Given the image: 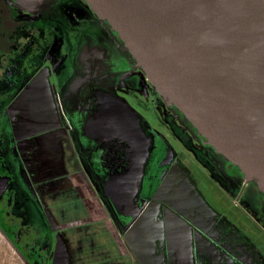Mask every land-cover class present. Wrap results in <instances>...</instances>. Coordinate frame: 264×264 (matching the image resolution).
Wrapping results in <instances>:
<instances>
[{
    "label": "flooded vegetation",
    "instance_id": "flooded-vegetation-1",
    "mask_svg": "<svg viewBox=\"0 0 264 264\" xmlns=\"http://www.w3.org/2000/svg\"><path fill=\"white\" fill-rule=\"evenodd\" d=\"M143 97L154 105L162 127L187 143L184 147L190 154L201 158L210 147L224 158L229 168L225 174L238 178L244 187L253 186L243 195L247 194L264 220V192L208 144L179 108L167 103L118 32L86 0H0V179L5 182L0 226L29 264L52 263L60 231L50 219L35 180V173L45 175L47 171L39 169L51 164L53 141L61 149L65 144L91 194L99 198L121 237L135 244L143 261L191 264L195 259L202 264H225L224 225L214 228L199 222L194 228L187 217L191 211L187 175L185 179L173 174L159 177L162 151L156 142L169 146L140 117L136 106L143 103ZM134 110L140 117L139 128L113 125V115L99 114ZM127 128L136 134L126 133ZM141 133L150 141L142 164L138 162ZM135 161L140 170L139 174L134 170L133 186L125 176ZM221 166L222 161L213 163L214 168ZM164 180L173 183L164 184ZM106 181L109 196L104 193ZM147 192L152 199L173 203L176 193L182 202L179 211H171L173 223L167 220L168 209L160 210L162 219L151 223L148 243L140 247L127 233L140 211L134 218L131 215L150 202L143 197ZM241 255L237 258L246 260Z\"/></svg>",
    "mask_w": 264,
    "mask_h": 264
},
{
    "label": "water",
    "instance_id": "water-1",
    "mask_svg": "<svg viewBox=\"0 0 264 264\" xmlns=\"http://www.w3.org/2000/svg\"><path fill=\"white\" fill-rule=\"evenodd\" d=\"M86 1L148 76L129 44L145 60L167 103L264 192V0ZM115 113L99 112L113 115V125L141 126L137 112ZM140 139L138 160L150 145L143 133ZM132 166L125 178L134 186L140 169L137 161ZM103 186L109 196L108 182Z\"/></svg>",
    "mask_w": 264,
    "mask_h": 264
},
{
    "label": "rangeland",
    "instance_id": "rangeland-1",
    "mask_svg": "<svg viewBox=\"0 0 264 264\" xmlns=\"http://www.w3.org/2000/svg\"><path fill=\"white\" fill-rule=\"evenodd\" d=\"M143 99L144 97L140 106L132 104L136 106V109L139 108L140 112H137L145 124L147 123L153 130H158L169 146L166 147L160 141L156 142L158 151H162L159 162L163 167L160 169L159 177L165 179L169 174H173L178 178L185 179L187 175L188 190L191 195L189 199L191 211L187 217L193 223V227L196 228L199 222L210 224L214 228L224 225L227 233V243L223 249L225 264H264V220H261L254 211L247 194L243 195L244 191L248 193L253 186L244 187L238 178L225 174V172H229V168L227 165L224 166V158L216 154L210 147L206 148V154L204 153L205 156L201 158L190 154V151L188 152L184 147L187 143L180 138L176 139L169 129L164 128V125L162 127L158 113H154V105L148 99L146 100V97ZM62 147L65 148V144ZM146 155L147 153L142 152L138 162L144 163ZM220 161H222V166L214 168L213 163L217 165ZM171 163H175L174 169L166 172ZM251 181L260 191L256 181ZM170 183L173 181L164 180V184L170 185ZM4 185L5 182L0 179V194ZM143 197L149 199L150 202L138 213L127 233L129 235L127 237L140 243V247L143 246V243H148L149 233L147 234V232L151 223L162 219L160 210L167 208L169 212L166 215L167 220L169 224L173 223L175 220L170 217L171 211H179L177 206L182 202V198L176 193L172 196L176 198L175 203L168 200L159 201L155 196L152 199L149 192L145 193ZM101 199L107 207L106 199ZM213 227L210 228L211 232ZM241 254L245 255L246 260L237 258V256H242ZM233 260H235L234 263H232ZM189 262L191 263V259ZM191 264L202 263L194 259Z\"/></svg>",
    "mask_w": 264,
    "mask_h": 264
},
{
    "label": "crops",
    "instance_id": "crops-1",
    "mask_svg": "<svg viewBox=\"0 0 264 264\" xmlns=\"http://www.w3.org/2000/svg\"><path fill=\"white\" fill-rule=\"evenodd\" d=\"M52 145L49 168L46 164L39 169L43 173L47 171L46 174L35 173L50 219L60 229L51 264H147L132 252L128 240L121 237L67 150L54 141ZM0 264H29L1 226Z\"/></svg>",
    "mask_w": 264,
    "mask_h": 264
},
{
    "label": "bare ground",
    "instance_id": "bare-ground-1",
    "mask_svg": "<svg viewBox=\"0 0 264 264\" xmlns=\"http://www.w3.org/2000/svg\"><path fill=\"white\" fill-rule=\"evenodd\" d=\"M129 46H130V48H131V50H132V52H134L135 54H136V56H137V58H138V61H139V63L145 68V70L147 71V73H148V78L150 79V80H152V81H154L153 79V72L151 71V69H150V67L148 66V64L145 62V60L135 51V49L133 48V46H131L130 44H129Z\"/></svg>",
    "mask_w": 264,
    "mask_h": 264
},
{
    "label": "trees",
    "instance_id": "trees-1",
    "mask_svg": "<svg viewBox=\"0 0 264 264\" xmlns=\"http://www.w3.org/2000/svg\"><path fill=\"white\" fill-rule=\"evenodd\" d=\"M5 230H6V229L4 228L3 231L5 232ZM5 234H6V233H5ZM6 235H7V234H6ZM17 245H18V244H17Z\"/></svg>",
    "mask_w": 264,
    "mask_h": 264
}]
</instances>
